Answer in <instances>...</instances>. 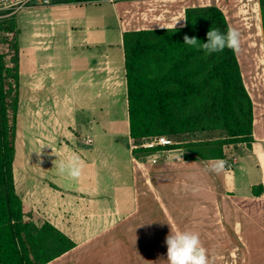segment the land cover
Returning <instances> with one entry per match:
<instances>
[{"label": "crops", "instance_id": "0c3cea01", "mask_svg": "<svg viewBox=\"0 0 264 264\" xmlns=\"http://www.w3.org/2000/svg\"><path fill=\"white\" fill-rule=\"evenodd\" d=\"M208 1L56 0L14 16L20 58L16 190L26 212L75 244L47 264H167L171 229L198 233L208 264H264L259 0L253 3L258 14L252 13L257 20L247 24L248 41L238 20H247L248 3L237 4L239 51L261 56L254 60L237 51L254 104V141L231 146L222 159L228 167L219 175L205 170L214 160H186L183 149L152 153L161 152L157 163L148 159L152 154L133 155L123 33L183 27L186 8L208 5L221 8L232 28L224 9L232 7L228 0ZM72 154L83 163L76 180L54 167Z\"/></svg>", "mask_w": 264, "mask_h": 264}, {"label": "trees", "instance_id": "16d2710c", "mask_svg": "<svg viewBox=\"0 0 264 264\" xmlns=\"http://www.w3.org/2000/svg\"><path fill=\"white\" fill-rule=\"evenodd\" d=\"M259 3L264 36V0ZM13 18L0 19V264H47L75 244L48 221L26 212L16 190L20 58ZM211 27L221 32L230 28L215 5L186 8L183 27L123 33L135 157L183 149L186 160L226 159L231 146L254 141V104L237 53L225 48L205 55L184 44L185 35L207 42ZM192 134L205 138L185 140ZM158 136L177 144L143 146Z\"/></svg>", "mask_w": 264, "mask_h": 264}, {"label": "clouds", "instance_id": "9594fccd", "mask_svg": "<svg viewBox=\"0 0 264 264\" xmlns=\"http://www.w3.org/2000/svg\"><path fill=\"white\" fill-rule=\"evenodd\" d=\"M207 42H201L197 37H183L184 44L192 48L202 50L205 55H212L223 52L225 48L231 49L233 52L239 51L240 33L229 28L226 32H221L219 28L211 27L207 33ZM182 154L177 157L181 160ZM54 167L58 174L67 176L70 179H78L83 170V163L79 156L72 154L66 159L58 162L54 161ZM228 163L226 160L216 159L206 166V171L211 174L219 175L226 170ZM191 191L196 192L197 187H191ZM167 245V264H208L207 250L202 245L198 233L190 230L171 229L165 238Z\"/></svg>", "mask_w": 264, "mask_h": 264}, {"label": "built area", "instance_id": "2783aa9c", "mask_svg": "<svg viewBox=\"0 0 264 264\" xmlns=\"http://www.w3.org/2000/svg\"><path fill=\"white\" fill-rule=\"evenodd\" d=\"M55 1L56 0H0V19L13 18L16 14L26 9L48 7L53 5ZM252 1L254 3V0H250V2ZM91 142L92 141L90 139L87 140V143ZM146 143L147 144H145V146H164L169 144H177V142H171L165 136L149 138L147 139ZM160 156L161 152H158L157 154L148 156V159L152 163H157ZM230 167L231 166H229V168Z\"/></svg>", "mask_w": 264, "mask_h": 264}, {"label": "rangeland", "instance_id": "374dc122", "mask_svg": "<svg viewBox=\"0 0 264 264\" xmlns=\"http://www.w3.org/2000/svg\"><path fill=\"white\" fill-rule=\"evenodd\" d=\"M137 1V0H136ZM214 2L216 3V0H214ZM214 2L212 1V0H209L207 3L208 4H214ZM228 3H230L231 5H232V7L230 8V9H228V7H224V9H225V11H226V13L229 15V18H230V21L232 20V28H234V29H236L237 30V4L239 3V5L240 6H242V5H244V3H248V5H244L245 7V9L246 10H248V11H246V16H244V18H247V20L246 21H244V19H242V20H240V19H238L239 20V22L241 23V25H242V29H241V33H242V35H243V33H245L244 35H243V39L245 40V41H248L249 40V36L247 35V32H249L250 31V27L249 28H247V24H248V22H250L251 20H257L256 18H255V16H254V14H252L253 12H252V8H253V1L252 2H250V0L248 1V0H245V1H243V0H228ZM259 8V7H258ZM231 10V11H230ZM258 11H260V18H261V25H262V14H261V9L259 8L258 9ZM133 14V13H132ZM257 14V13H256ZM181 15L182 14H180V13H178L177 15H176V19L177 20H179V17H181ZM249 19V20H248ZM133 20V19H132ZM132 20H131V22H132ZM233 20H235L234 22H233ZM135 21H137V20H135ZM134 21V22H135ZM245 22H247L246 24H245ZM252 26V25H251ZM255 26V25H254ZM253 26V27H254ZM252 28V27H251ZM263 29V28H262ZM258 35H256V34H254V35H252V39H253V42H255V43H258L257 42V37ZM264 37V36H263ZM3 48V50L6 52V46H3L2 47ZM239 52V55H241V53H243L244 54V52L245 51H238ZM237 53V52H236ZM256 54L258 55H255V56H250V52H245V55H247V56H249L250 57V59H257L258 57H261L260 55H259V52H256ZM254 59V60H255ZM254 71H255V68H254ZM259 78L260 77H255V81H256V83H257V81L259 80ZM263 78L264 77H262L258 82L259 83H257V84H260L261 82H262V80H263ZM252 79V78H251ZM19 134H20V136H19V140H24V133H22L21 131H19ZM205 138V136L204 135H201V134H192V135H190V136H188V137H186V139L185 140H198V139H204ZM235 154H236V156H237V149L235 150Z\"/></svg>", "mask_w": 264, "mask_h": 264}, {"label": "bare ground", "instance_id": "6f19581e", "mask_svg": "<svg viewBox=\"0 0 264 264\" xmlns=\"http://www.w3.org/2000/svg\"><path fill=\"white\" fill-rule=\"evenodd\" d=\"M253 8H254V6H253ZM253 8H252L251 10H252V12H253V13H255V14H256V13H257V11H256V10H254ZM257 14H258V13H257ZM259 37H260V36H259Z\"/></svg>", "mask_w": 264, "mask_h": 264}]
</instances>
